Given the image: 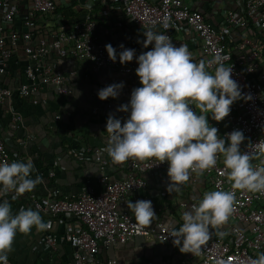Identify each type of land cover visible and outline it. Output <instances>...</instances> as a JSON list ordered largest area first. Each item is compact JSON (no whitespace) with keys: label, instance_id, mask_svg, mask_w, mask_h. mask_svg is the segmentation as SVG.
Instances as JSON below:
<instances>
[{"label":"built area","instance_id":"2783aa9c","mask_svg":"<svg viewBox=\"0 0 264 264\" xmlns=\"http://www.w3.org/2000/svg\"><path fill=\"white\" fill-rule=\"evenodd\" d=\"M234 5L222 9L223 22L215 26L191 0H0V105L10 115L11 127L18 129L23 125V117L11 103L15 96L34 103L47 89L63 97L71 96L72 88L61 60L89 65L93 72L109 68L126 75L131 81L132 92L141 86L136 66L121 64L119 55L115 62L109 58L106 44L98 35L99 27H120L134 36L142 35L151 27L169 35L174 43V32L186 25L192 39L200 45L203 61L215 55L223 57L224 66L233 69L232 78L244 93L252 95L250 101L235 102L230 115L223 121L209 120L218 128L220 136L233 130L243 131L245 141L241 149L251 150L252 144L264 140V0H235ZM66 8L79 14L73 23L64 22L61 10ZM165 17L168 29L161 26ZM145 39H140L139 47L149 51V47H143ZM116 51L119 54V50ZM19 54L25 57L23 80L14 88L4 84V80L11 76L13 62L19 60ZM215 67L213 65L209 71L214 73ZM69 75L75 76L76 71ZM94 112H98L97 107ZM104 149H84L99 166L97 185L87 180L80 193L71 196H55L51 192L44 196L28 194L33 209L39 211L41 217L58 220L67 226L65 239L74 249L72 264H120L116 258L105 259L102 250L116 249L138 236H154L162 245L175 246L174 238L169 236L171 224L166 222L173 212V204L165 202L153 207L156 216L145 226L137 225L127 207L129 197L147 190L152 179L166 176L164 178L169 180L167 162L128 160L119 164L127 173L115 179L108 172L112 162ZM15 156L0 134V162L18 161ZM258 163L253 160L254 165ZM228 171L220 156L217 164L204 175L191 174L186 183L194 192L177 196L174 206L179 212L172 220H177L180 227L182 213L198 202L197 193L201 192L202 197L206 191H231ZM48 175L54 178V170ZM12 195L9 193L6 197L12 198ZM166 196L167 187L161 193V197ZM210 231L212 234L199 255L184 253L175 264H250L258 253L264 252V195L236 190L229 220L219 229ZM218 231L225 235L219 237ZM43 242L51 251L58 250L57 235L48 232Z\"/></svg>","mask_w":264,"mask_h":264},{"label":"clouds","instance_id":"9594fccd","mask_svg":"<svg viewBox=\"0 0 264 264\" xmlns=\"http://www.w3.org/2000/svg\"><path fill=\"white\" fill-rule=\"evenodd\" d=\"M161 26L168 29L167 17ZM143 36L146 38L143 47L151 46V50L138 56L135 49L124 45H120L119 54L111 44L105 46L113 62L117 55L121 64L136 59L135 71L141 86L134 88L130 101L117 109L129 114L125 121L111 114L107 118L104 151L113 165L128 160L167 162L169 193L179 192L191 174L204 175L223 157L232 190L204 192L197 203L182 213L179 228L169 225L172 229L169 236L174 238L173 244L179 251L199 255L212 234L210 230L219 229L229 220L236 190L264 195V140L244 151L243 131L233 130L220 136L218 128L209 122L210 119L223 121L235 102L252 100V95L244 93L232 78L233 69L224 66L223 57L215 55L207 62H196L187 45L177 47L163 32L149 27ZM213 65L214 73L209 71ZM124 86L123 82L108 85L98 91V98L102 101L118 98ZM253 160L259 163L254 165ZM33 171L31 159L0 162V264H9L8 253L18 233L49 227L39 211L28 207L13 214L9 200L3 198L12 193V200H16L32 192L43 182L39 175L31 178ZM128 208L138 226L151 224L156 216L150 200L135 203L130 200ZM216 234L221 238L225 235L223 231ZM250 264H264V252L258 253Z\"/></svg>","mask_w":264,"mask_h":264},{"label":"crops","instance_id":"0c3cea01","mask_svg":"<svg viewBox=\"0 0 264 264\" xmlns=\"http://www.w3.org/2000/svg\"><path fill=\"white\" fill-rule=\"evenodd\" d=\"M191 2L215 26L223 22L222 9L235 6V0H191ZM187 29L186 25H183L180 31L174 32V44L177 47L181 44L187 45L194 60L199 62L203 60L200 45L192 39ZM98 35L102 42L106 45L111 44L119 52L122 51L120 45L135 49L137 56L146 52L139 47L140 39L145 38L143 34L134 36L120 27L111 28L109 25H101ZM149 49L151 50V46ZM18 59L13 62L11 76L4 80V84L14 88L23 80L22 68L25 57L19 54ZM60 63L68 75L69 86L72 88L71 96H60L51 89L42 91L37 97V103L15 96L11 103L23 117V125L18 129L11 127L10 115L5 107L0 105V134L7 147L16 155L18 161L27 162L31 159L34 164L31 178L34 179L39 175L43 181L32 192H26L16 201L11 197H3L9 200L13 214H17L20 208L33 209L28 199L29 193L44 196L51 192L55 196H71L80 193L87 180L97 185L100 176L99 166L91 154H85L84 149L85 147L106 148L108 136L106 123L109 115L120 118L122 122L129 115L117 111L121 105L129 102L131 81L128 76L109 68L93 72L89 65L72 60H61ZM127 64L138 67L135 58ZM71 71H76V75H69ZM120 82H123L125 86L118 98L110 97L103 101L98 98L100 89ZM96 107L97 113L94 112ZM57 116L60 118L57 119ZM106 156L110 158L107 153ZM50 170H54V178L49 177ZM108 172L112 178L116 179L122 178L127 170L121 165L111 163ZM164 177L166 176L152 180L147 190L131 195L128 201L135 203L138 200H150L153 207H160L165 203L158 196L160 188L167 187L169 183V180ZM187 191L191 195L194 192L187 183L181 186L179 192L167 191L166 203L173 204L171 209L173 212L168 215L166 222L174 223L176 228L179 227L177 220L175 222L172 220L179 212L178 207L174 206L175 201L178 195H186ZM196 197L201 198V192L197 193ZM42 219L49 224V227L43 231L33 228L28 234L18 233L12 251L8 253V259L13 264H72L74 249L65 239L67 226L48 217H42ZM48 232L58 236L57 251H51L43 242ZM183 255L184 253H181L178 247L162 245L154 236H138L116 249L102 250V256L105 259L116 258L119 263L125 264L131 262L175 264L176 259Z\"/></svg>","mask_w":264,"mask_h":264},{"label":"trees","instance_id":"16d2710c","mask_svg":"<svg viewBox=\"0 0 264 264\" xmlns=\"http://www.w3.org/2000/svg\"><path fill=\"white\" fill-rule=\"evenodd\" d=\"M61 13H62V15L64 17V22L65 23H69V24L73 23L74 21H76L79 18V14L72 8H66L64 10H61ZM165 189H166V187H162V188H160V192H159V196H160V198H162V200H161L162 202H166V199H167V196L166 197H161V193Z\"/></svg>","mask_w":264,"mask_h":264},{"label":"rangeland","instance_id":"374dc122","mask_svg":"<svg viewBox=\"0 0 264 264\" xmlns=\"http://www.w3.org/2000/svg\"><path fill=\"white\" fill-rule=\"evenodd\" d=\"M120 264H125V263H120Z\"/></svg>","mask_w":264,"mask_h":264}]
</instances>
